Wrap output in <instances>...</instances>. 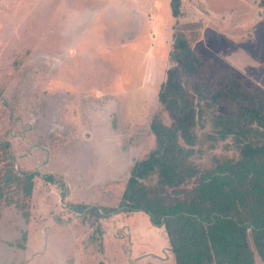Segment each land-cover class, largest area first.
I'll list each match as a JSON object with an SVG mask.
<instances>
[{"label":"rangeland","instance_id":"374dc122","mask_svg":"<svg viewBox=\"0 0 264 264\" xmlns=\"http://www.w3.org/2000/svg\"><path fill=\"white\" fill-rule=\"evenodd\" d=\"M169 3L0 0V140L16 173L62 183L36 177L26 201L16 187L0 191V264H174L144 212L97 220L67 207H116L130 167L155 147L153 115L174 125L157 101L176 65ZM180 13L178 30L198 57L264 93L259 0H180ZM197 132L199 169L237 157L231 139Z\"/></svg>","mask_w":264,"mask_h":264},{"label":"trees","instance_id":"16d2710c","mask_svg":"<svg viewBox=\"0 0 264 264\" xmlns=\"http://www.w3.org/2000/svg\"><path fill=\"white\" fill-rule=\"evenodd\" d=\"M169 7L168 58L176 65L166 70L157 101L174 125L153 115L155 147L130 167L116 207H67L97 220L144 212L165 232L174 264H256L255 257L264 264V93L231 69L198 57L178 30L180 0H170ZM205 127L214 142L231 139L237 157L213 158L208 169H199L192 160L200 153L197 130ZM9 148L0 140V191L16 187L26 201L36 177L62 187L49 174L16 173ZM22 217L28 219V211Z\"/></svg>","mask_w":264,"mask_h":264},{"label":"crops","instance_id":"0c3cea01","mask_svg":"<svg viewBox=\"0 0 264 264\" xmlns=\"http://www.w3.org/2000/svg\"><path fill=\"white\" fill-rule=\"evenodd\" d=\"M156 229V227H154ZM166 241H167V238H166ZM167 244H168V241H167Z\"/></svg>","mask_w":264,"mask_h":264}]
</instances>
